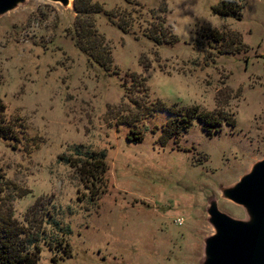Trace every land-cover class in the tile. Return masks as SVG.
<instances>
[{
  "label": "rangeland",
  "instance_id": "1",
  "mask_svg": "<svg viewBox=\"0 0 264 264\" xmlns=\"http://www.w3.org/2000/svg\"><path fill=\"white\" fill-rule=\"evenodd\" d=\"M97 1L131 19L122 32L90 15L117 72L74 45L72 0H23L0 14V102L18 139L0 137V207L24 222L39 199L68 229L66 256L46 242L57 227L35 225L45 231L37 264H202L209 201L247 218L221 190L264 157V0H232L239 10L227 15L213 12L221 0ZM160 18L175 41L142 35ZM157 99L234 124L193 119L166 138L170 115L145 113ZM99 154L97 181L62 158Z\"/></svg>",
  "mask_w": 264,
  "mask_h": 264
},
{
  "label": "trees",
  "instance_id": "2",
  "mask_svg": "<svg viewBox=\"0 0 264 264\" xmlns=\"http://www.w3.org/2000/svg\"><path fill=\"white\" fill-rule=\"evenodd\" d=\"M132 2V0H125ZM220 5L212 7L213 12L220 14L236 13L238 5L232 0H221ZM72 7L75 12V18L71 29V37L74 45L86 54L89 61L94 62L104 72H117V67L112 66L110 48L94 25L90 17L92 13L103 12L107 20L120 29L122 32L128 31L131 26V19L128 13H123L116 9H105L97 0H72ZM142 35L156 44L170 43L176 40L164 18L157 21H148L142 28ZM134 80L136 76L130 74ZM137 78V77H136ZM138 82L143 84V78H137ZM122 81H126L125 77ZM136 82V80H134ZM4 105L0 102V137L4 139L18 140L17 133L13 124L4 117ZM155 110L166 111L170 117L163 126L166 138L177 135L185 130L193 119L202 123L204 129L217 130V126L224 120L233 125V120H228L224 116L214 115L211 112L199 110L197 106H174L167 104L163 100H155L151 105H146L145 113L149 114ZM131 138L139 141L142 139L141 133L132 131ZM90 159H72L62 157L64 161L70 162L80 170L86 166L90 168L86 175L92 180H99L101 174L105 171V161L103 155H91ZM43 220L50 222L60 231L55 238L46 239L50 248L61 250L62 254L68 256L71 253L70 246L66 240L68 229L58 225L59 221L53 218V215L47 210L43 211L39 207V199H36L27 209L24 222L12 216L9 207H0V264H37L40 245L39 233L45 232L43 228H35V225L42 223ZM39 226V225H37Z\"/></svg>",
  "mask_w": 264,
  "mask_h": 264
},
{
  "label": "water",
  "instance_id": "3",
  "mask_svg": "<svg viewBox=\"0 0 264 264\" xmlns=\"http://www.w3.org/2000/svg\"><path fill=\"white\" fill-rule=\"evenodd\" d=\"M21 1L0 0V14ZM221 191L245 209L247 218L233 217L221 211L214 199L209 201L206 211L214 232L204 239L202 264H264V157Z\"/></svg>",
  "mask_w": 264,
  "mask_h": 264
}]
</instances>
